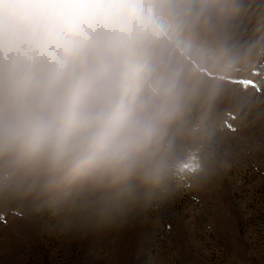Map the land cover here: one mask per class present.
<instances>
[{
	"label": "clouds",
	"instance_id": "9594fccd",
	"mask_svg": "<svg viewBox=\"0 0 264 264\" xmlns=\"http://www.w3.org/2000/svg\"><path fill=\"white\" fill-rule=\"evenodd\" d=\"M214 0H0V201L119 207L167 179L188 114L230 71ZM226 51V50H225Z\"/></svg>",
	"mask_w": 264,
	"mask_h": 264
},
{
	"label": "rangeland",
	"instance_id": "374dc122",
	"mask_svg": "<svg viewBox=\"0 0 264 264\" xmlns=\"http://www.w3.org/2000/svg\"><path fill=\"white\" fill-rule=\"evenodd\" d=\"M198 39L231 57L233 67L224 72L181 53L205 81L219 84V95L210 108L188 114L163 186L119 206L125 217L118 232L113 226L117 252L108 264H264V0H214L211 24ZM34 210L21 208L28 215L20 226L0 219V258L59 264L60 225L74 232L85 213L80 205Z\"/></svg>",
	"mask_w": 264,
	"mask_h": 264
},
{
	"label": "trees",
	"instance_id": "16d2710c",
	"mask_svg": "<svg viewBox=\"0 0 264 264\" xmlns=\"http://www.w3.org/2000/svg\"><path fill=\"white\" fill-rule=\"evenodd\" d=\"M46 205H53L57 209L63 208L62 204H45L42 207L37 204L28 201H15L5 202L0 204V219L2 221L7 220L9 217L15 221L17 225L23 224L26 219V214L22 209L34 210V208H44ZM80 205L82 211L85 213V217L81 219L75 228L74 232H63L65 224L60 225L61 230L58 231V240H56V252L60 258L59 264H108V257L115 258L117 252L116 233L120 229V225L123 222L125 216L121 215L119 207H101L86 206L80 202L73 205L76 207ZM118 208V210H117ZM35 211V210H34ZM9 216V217H8ZM121 216V217H120ZM131 219L132 238L137 244V229L135 225V219L132 215L128 217ZM61 220L58 217L57 224L59 225ZM8 224V220L6 221ZM113 226L118 227L116 231H112ZM21 234V236H20ZM131 234V232H130ZM20 245L23 248V240L27 239L25 233H18ZM135 252V249L133 253ZM105 253V255H104ZM45 258L46 252L41 255ZM31 258V256H30ZM9 258L6 260L0 258V264H11ZM115 264V263H113Z\"/></svg>",
	"mask_w": 264,
	"mask_h": 264
}]
</instances>
